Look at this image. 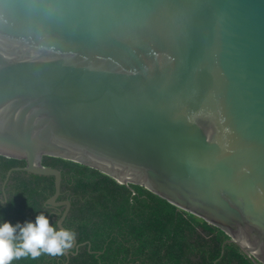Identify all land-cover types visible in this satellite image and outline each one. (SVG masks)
<instances>
[{"label": "water", "instance_id": "1", "mask_svg": "<svg viewBox=\"0 0 264 264\" xmlns=\"http://www.w3.org/2000/svg\"><path fill=\"white\" fill-rule=\"evenodd\" d=\"M0 155L26 162L3 203L13 171L54 177L58 228L72 203L48 156L147 189L264 264V0H0Z\"/></svg>", "mask_w": 264, "mask_h": 264}, {"label": "trees", "instance_id": "2", "mask_svg": "<svg viewBox=\"0 0 264 264\" xmlns=\"http://www.w3.org/2000/svg\"><path fill=\"white\" fill-rule=\"evenodd\" d=\"M43 164L61 170L62 195L71 210L64 226L75 232L80 245L76 255L41 254L13 259L11 264H254L221 229L180 210L149 190L118 183L89 166L56 157ZM25 166L22 160L0 155V199L8 172ZM7 203L0 200V222L34 220L55 192L52 176L13 171L6 183ZM31 205V206H29ZM224 250V254H223ZM76 252V248L72 250Z\"/></svg>", "mask_w": 264, "mask_h": 264}, {"label": "clouds", "instance_id": "3", "mask_svg": "<svg viewBox=\"0 0 264 264\" xmlns=\"http://www.w3.org/2000/svg\"><path fill=\"white\" fill-rule=\"evenodd\" d=\"M31 206V205H29ZM75 232L57 229L48 216L39 213L34 220L0 222V264H11L22 257L35 259L41 254L62 255L72 246Z\"/></svg>", "mask_w": 264, "mask_h": 264}, {"label": "flooded vegetation", "instance_id": "4", "mask_svg": "<svg viewBox=\"0 0 264 264\" xmlns=\"http://www.w3.org/2000/svg\"><path fill=\"white\" fill-rule=\"evenodd\" d=\"M23 161V160H22ZM23 162H25V161H23ZM25 166H26V162H25ZM25 166H20V167H25ZM16 168V167H15ZM2 189H3V186H2ZM50 209V208H49ZM61 210H64V207H61ZM58 213V210L56 209V208H52L51 209V213H50V215H49V217H51L52 216V214L53 215H56ZM57 216V215H56ZM50 219V218H49ZM75 249V248H74ZM73 250V249H72Z\"/></svg>", "mask_w": 264, "mask_h": 264}]
</instances>
